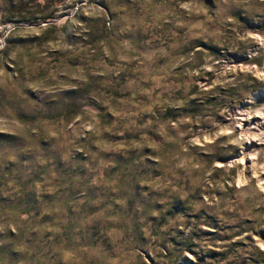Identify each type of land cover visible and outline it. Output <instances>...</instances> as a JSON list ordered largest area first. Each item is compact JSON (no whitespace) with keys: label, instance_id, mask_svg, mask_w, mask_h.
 <instances>
[{"label":"rangeland","instance_id":"374dc122","mask_svg":"<svg viewBox=\"0 0 264 264\" xmlns=\"http://www.w3.org/2000/svg\"><path fill=\"white\" fill-rule=\"evenodd\" d=\"M0 264H264V0H0Z\"/></svg>","mask_w":264,"mask_h":264}]
</instances>
